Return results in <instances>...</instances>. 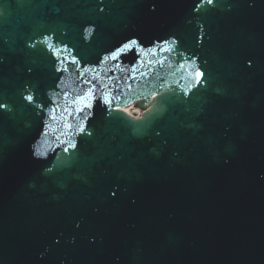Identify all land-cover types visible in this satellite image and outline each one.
Returning <instances> with one entry per match:
<instances>
[{
  "label": "water",
  "instance_id": "1",
  "mask_svg": "<svg viewBox=\"0 0 264 264\" xmlns=\"http://www.w3.org/2000/svg\"><path fill=\"white\" fill-rule=\"evenodd\" d=\"M0 103V264H264V0H0Z\"/></svg>",
  "mask_w": 264,
  "mask_h": 264
},
{
  "label": "snow or ice",
  "instance_id": "2",
  "mask_svg": "<svg viewBox=\"0 0 264 264\" xmlns=\"http://www.w3.org/2000/svg\"><path fill=\"white\" fill-rule=\"evenodd\" d=\"M206 2H207L208 4H213V3H214V0H206ZM131 44H135V41L130 42V44H125V45H124V48H128V47H130ZM120 51H123V49H120ZM112 55H113V58H115L116 53H113ZM73 62L75 63V60H74ZM196 75L199 77V76L202 75V73L197 72ZM27 99H28L29 101H31V100L33 99V97H32V96H28ZM82 99H83V98H82ZM6 107H7L6 104H4V103H0V108H6Z\"/></svg>",
  "mask_w": 264,
  "mask_h": 264
}]
</instances>
